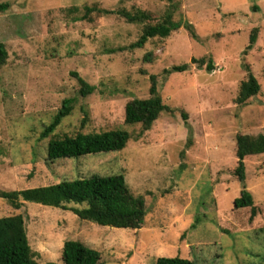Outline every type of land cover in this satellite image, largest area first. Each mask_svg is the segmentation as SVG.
I'll use <instances>...</instances> for the list:
<instances>
[{
	"label": "rangeland",
	"instance_id": "374dc122",
	"mask_svg": "<svg viewBox=\"0 0 264 264\" xmlns=\"http://www.w3.org/2000/svg\"><path fill=\"white\" fill-rule=\"evenodd\" d=\"M174 4L179 28L130 48L171 2L0 0V43L8 51L0 69V191L123 174L147 209L141 229H119L79 218L72 208L83 206L73 203L64 209L24 202L15 210L0 198V217H25L39 264H63L70 240L98 250L105 264H156L177 256L197 264H264V154L246 158L244 184L235 174L237 136L264 129V0ZM85 5L141 10L151 20L129 23L114 13L74 21L67 9ZM255 28L256 44L245 52ZM147 53L152 62L144 61ZM193 58L212 60L215 69L199 68ZM185 64L187 71L164 75ZM250 72L261 90L240 105L236 99ZM74 73L94 86L92 94L81 96ZM153 75L170 110L142 132L141 125L124 124L125 107L150 97ZM70 98L76 100L73 112L54 136L125 129L131 134L126 148L48 160L50 137L41 139V133ZM244 185L254 197L255 216L252 208H235Z\"/></svg>",
	"mask_w": 264,
	"mask_h": 264
},
{
	"label": "trees",
	"instance_id": "16d2710c",
	"mask_svg": "<svg viewBox=\"0 0 264 264\" xmlns=\"http://www.w3.org/2000/svg\"><path fill=\"white\" fill-rule=\"evenodd\" d=\"M171 7L156 24H147L139 39L132 43L130 48H143L150 39L168 38L177 30L182 22H175L174 14L177 7L174 0ZM71 15H75L74 21L89 20L93 15L104 16L118 14L129 23L144 24L151 20V15L145 11L129 12L125 9L110 11L98 5H85L82 8L72 6L67 9ZM83 13L81 16H76ZM192 32L191 26L186 25ZM194 33V32H193ZM258 29L250 34V44L245 52L250 51L257 41ZM193 37H196L193 35ZM246 54V53H245ZM199 68L206 65L208 71L215 69L212 60L204 58L197 60ZM144 61L152 62L151 53L144 56ZM8 62V51L5 44L0 43V69ZM190 65L174 66L164 70V75L185 72ZM74 76L81 85V96L86 97L95 90L77 73ZM261 85L252 72L247 80L243 81L237 96V103L243 105L248 100L260 93ZM75 99H66L63 106L53 117L50 124L44 127L41 139L50 140L47 145V157L50 161L64 159H79L83 156L119 152L126 148L131 139V134L125 129L108 130L100 133H77L74 136L65 135L56 137L55 132L63 120L69 117L74 108ZM170 108L163 103L158 90L157 76L151 77L150 97L147 99H134L125 107L126 126L141 125L142 132L151 130L153 124L160 118L163 112ZM87 113L85 112V115ZM184 115V119H186ZM85 120L83 121L84 125ZM264 154V129L263 132L253 135H238L236 138V157L238 165L235 174L241 183L246 181L245 160L251 155ZM0 198L6 200L15 210H20L24 202L37 203L45 206L67 208V204L73 203L82 208H72L76 215L83 220L93 222L101 226L119 229H141L147 215L146 203L143 197L136 196L130 190L123 174L113 176H92L79 178L78 180H65L49 186H41L24 190L0 191ZM255 200L250 191L244 188L239 198L235 200V208H252V216L256 215ZM63 264H105L101 253L79 241H66L62 249ZM0 264H39L34 259L31 249L25 217L21 214L0 217ZM46 264H58L49 262ZM156 264H197L194 261L181 257H161Z\"/></svg>",
	"mask_w": 264,
	"mask_h": 264
}]
</instances>
